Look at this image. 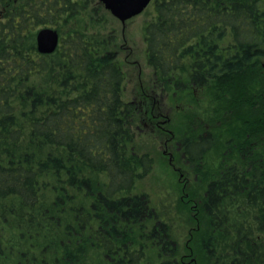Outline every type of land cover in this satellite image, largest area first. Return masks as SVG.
I'll use <instances>...</instances> for the list:
<instances>
[{
  "label": "trees",
  "instance_id": "trees-1",
  "mask_svg": "<svg viewBox=\"0 0 264 264\" xmlns=\"http://www.w3.org/2000/svg\"><path fill=\"white\" fill-rule=\"evenodd\" d=\"M150 4L154 77L126 101L111 40L63 30L85 2L0 0V264H141L150 246L161 264H264V0ZM44 27L60 34L51 54ZM164 117L206 182L187 195L199 224L186 256L169 225H142L156 213L133 193L154 159L132 127ZM242 204L252 224L232 220Z\"/></svg>",
  "mask_w": 264,
  "mask_h": 264
},
{
  "label": "rangeland",
  "instance_id": "rangeland-1",
  "mask_svg": "<svg viewBox=\"0 0 264 264\" xmlns=\"http://www.w3.org/2000/svg\"><path fill=\"white\" fill-rule=\"evenodd\" d=\"M81 1L86 3L87 8L77 18L72 19L63 30L69 26L79 30L87 29L90 34H100L101 37L110 39L112 47L116 48L126 75L123 98L126 101L139 98L142 96L141 89L144 85H148L154 77V72L146 60L144 34L145 26L154 14L153 6L150 4L140 15L128 20L123 25L119 19L105 9L99 0ZM262 63L264 65V60ZM164 98L165 96H162L164 105H166ZM168 105L165 106L166 111L168 110V113L171 114L175 112L176 107H180L177 103L174 105L175 107L169 103ZM146 125L140 120L139 123L136 121L132 127L134 151L149 153L154 159L152 171L139 180L137 188L133 192L147 194L150 207L156 213V218L143 222L142 225L148 224L150 228L157 223L169 225L171 238L179 246V255H186L191 248L192 232L199 224L194 217L191 204L186 202L187 195L194 190L199 195L203 194V186L206 185V182L202 179V175L194 172L193 164L188 162L183 155L180 141L173 139L174 134L166 124L162 123L161 126L153 124L152 128V124L148 121ZM191 199L198 204L196 197H191ZM226 207L230 208V204L228 203ZM241 207L243 208L241 213L232 211V220L239 223L245 220L247 224H252L256 209L247 208L243 204ZM225 243H227L226 249L224 245L221 250L217 249L218 255L222 254L223 257L229 254V241H225ZM150 247L147 250L148 257L141 264H161L168 258L164 254H159L160 247ZM184 261L186 260L184 259ZM229 262L228 260L225 263L230 264ZM220 263V260L216 262V264Z\"/></svg>",
  "mask_w": 264,
  "mask_h": 264
},
{
  "label": "water",
  "instance_id": "water-1",
  "mask_svg": "<svg viewBox=\"0 0 264 264\" xmlns=\"http://www.w3.org/2000/svg\"><path fill=\"white\" fill-rule=\"evenodd\" d=\"M114 17L123 25L140 15L152 0H99ZM60 43V34L52 27L41 28L36 35L37 49L42 54H51L56 51Z\"/></svg>",
  "mask_w": 264,
  "mask_h": 264
},
{
  "label": "flooded vegetation",
  "instance_id": "flooded-vegetation-1",
  "mask_svg": "<svg viewBox=\"0 0 264 264\" xmlns=\"http://www.w3.org/2000/svg\"><path fill=\"white\" fill-rule=\"evenodd\" d=\"M163 119H165V117H164ZM150 120H151V119H150ZM151 121H152V120H151ZM151 121H150V124H152V128L154 127L153 124H155V126H156V125L161 126L162 123H163V124H166L164 120H163V121H158V122H153V121H152L153 123H152ZM146 124H147V122L144 123V125H146ZM146 126H148V125H146ZM150 128H151V127H150ZM152 128H151V129H152ZM183 155H184V154H183ZM184 200H185V199H184ZM188 200H190V199L187 198V199H186V202H188ZM190 204H191V207H192V206H194V205L196 204V202L193 201V202H191ZM157 224H159V223H157ZM186 255H187V254H186ZM186 255H184V256H186ZM181 262H182L183 264H188V263H189L188 260H186V261L183 260V261H181Z\"/></svg>",
  "mask_w": 264,
  "mask_h": 264
}]
</instances>
